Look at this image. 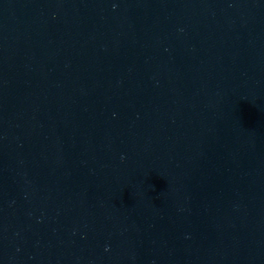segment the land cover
<instances>
[{"label": "water", "instance_id": "1", "mask_svg": "<svg viewBox=\"0 0 264 264\" xmlns=\"http://www.w3.org/2000/svg\"><path fill=\"white\" fill-rule=\"evenodd\" d=\"M0 264H264V0H0Z\"/></svg>", "mask_w": 264, "mask_h": 264}]
</instances>
